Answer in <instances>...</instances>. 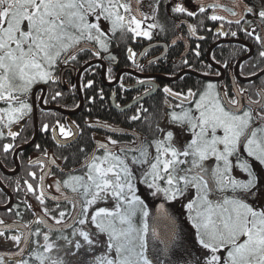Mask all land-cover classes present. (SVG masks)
<instances>
[{"label":"snow or ice","instance_id":"6c2138e0","mask_svg":"<svg viewBox=\"0 0 264 264\" xmlns=\"http://www.w3.org/2000/svg\"><path fill=\"white\" fill-rule=\"evenodd\" d=\"M242 2L233 0L234 6ZM156 3L157 0H0V126L9 128L8 134L15 138L10 126L31 112L27 99L32 87L54 81L58 65L75 60V53L90 45L96 46L91 51L97 57L107 53L105 37L109 33L151 39V29L156 25H144L149 19L155 20ZM142 5L150 11H143ZM170 7L174 14L194 15L183 0H170ZM220 7L219 2L205 5L199 0L200 12ZM225 11L237 15L232 8ZM244 11L253 13L254 8L245 4ZM255 11L264 22V0ZM209 18L224 19L216 14ZM260 26L264 30V23ZM255 39L264 43V37L258 35ZM128 53V58L133 59L135 53L130 48ZM86 87H92V83ZM164 92L180 96L167 87ZM196 95L189 90L184 101L194 106L170 114L173 124L191 133L189 141L180 143L173 131L164 129L161 132L166 134L149 144L138 138L121 145L108 137L85 156L80 169L70 170L62 183L57 182L56 191L71 204V219L79 227H74L72 240L58 237L66 242L64 246L49 242L50 236L44 234V251L35 254L39 264H71L64 257L78 253L77 264H189L190 234L177 226L163 203L150 225L145 203L149 196H163L169 202L188 199V221L195 243L202 250L194 264H264V206L256 203L264 199V192L259 174L247 159L252 158L264 169V104L251 101L244 108L239 99L217 92L213 84L198 99ZM251 104H259L261 111L254 114ZM131 119L138 120L139 116ZM48 127L45 124L43 130L48 131ZM57 129L65 140L75 135L71 126L66 128L57 122L52 128L54 137ZM11 147L4 145V150ZM208 161H213L214 166ZM234 168L246 173L247 180L235 178ZM76 171L82 174H74ZM30 175L35 177V173ZM43 180L42 175L41 184ZM141 184L146 188L142 193L138 187ZM64 189L72 195L65 194ZM192 189L195 199L188 197ZM28 190L34 192L31 184ZM44 196L43 189L36 196L41 205ZM44 215L49 216L47 209ZM66 215V211H59L58 217H53L55 224H63ZM3 223L0 221V225ZM27 227L18 225L17 230L23 233ZM10 228L0 230V237H5V230ZM48 228L50 232L54 230L52 225ZM33 235L39 236V230ZM6 239L21 243V235ZM99 249L103 250L100 255L88 258ZM0 264H6L2 256Z\"/></svg>","mask_w":264,"mask_h":264},{"label":"flooded vegetation","instance_id":"af4514ba","mask_svg":"<svg viewBox=\"0 0 264 264\" xmlns=\"http://www.w3.org/2000/svg\"><path fill=\"white\" fill-rule=\"evenodd\" d=\"M216 2L221 4L220 8H206L205 12H200L199 0H183V3L194 12L193 16H187L172 13L170 0H157L155 4L157 9L155 20L149 19L144 25V27H147V24L156 25V27L151 29V39L143 36L133 37L130 33L124 35H121L120 32H117L115 35L109 33L105 37L108 42L107 53L101 52L100 56L97 57L91 51L96 46L90 45L89 48L75 53V60L69 59L67 63L58 65L54 74L56 77L54 81L38 83L32 87L31 95L27 99V102L31 105V112L18 123H13L10 126V130L16 133V139H24L22 144L16 145L11 143V140L14 138L8 134L9 128L0 126V133H2L0 135V159L6 168L5 171H2L0 166V173L5 175L4 178L8 179L9 184L11 183L10 181H14L17 178L19 172L22 170V166L20 169V165L22 164L30 165L32 171L37 168L40 171V177L45 175L48 166V176L45 178L44 184H41L40 177L37 184V195H39L42 189L45 192V202L43 205L40 204L36 197L28 200L30 192H26V195H23V192L14 188L13 185L10 186L13 188V192L8 188V190H5L0 187L7 197L5 201L2 200L0 202V221L4 222L3 225H0V230L5 229V226H11L10 229L5 230V237H0V246L5 245L7 247L8 245L9 247L8 249H0V252L6 253L0 254V256L4 257L6 264H19L23 260L28 261V264H39V261L35 259V254L44 251L41 247L44 243V234L47 233L50 236L49 242H55L58 245L64 246L66 242L58 239V237L66 236L69 240H72L74 227H79L78 224L70 222L73 214L71 204L63 200L59 202L63 196L61 192L56 191L57 182L62 183L67 177V173L74 169L64 168L63 163H65V158L60 156L59 147H70L78 138V126L72 118L76 113L73 115L65 114V112H73L75 110L67 106L62 107L57 103L52 104L53 101L48 98L53 93H59L58 90L65 92L76 86L75 80L78 76L81 86L87 85L92 79L90 73H88L92 66L96 64L102 65V76L104 67H106V80L103 77V84L112 89L111 103L120 113L132 110L131 113L133 114L135 108L138 109V106L145 105L146 100L154 97L159 91H164L166 87L171 89L173 93L180 94L179 97L167 94L162 97L164 100V118L159 124L157 136H146L138 130L136 125L131 127L110 122H99L103 132H100L96 136V144L106 142L108 137L116 139L121 145L131 144L138 138H142L145 144H149L157 138H162L165 132H161V129L166 126L165 123L170 119V114L173 112L179 113L181 108L189 109L194 106L192 103L184 101V97L187 96L189 90L196 93V98L198 99L200 93L209 84H213L217 92H227L230 98L236 97L239 99L244 108H248L251 101H259L260 104H264V56L261 55V52H264V43L255 39L258 35L264 37V30L260 26L264 22L260 21L258 12L255 11V9H259L262 0H243L240 6H234L233 0H203L205 5ZM245 4L253 7L254 12L248 13L244 11ZM141 7L143 11H150L145 5ZM226 8H232V11L237 15H231L230 12L225 11ZM212 14L223 16L224 19L213 21L209 18ZM237 19L240 20V23L235 22ZM191 29H195V32L191 31ZM233 32L236 33L235 36L232 35ZM249 32L252 35H248L247 33ZM129 48L135 53L133 59L128 58ZM202 49H208L206 61H195V58L202 59ZM220 49L228 50L227 56H222L221 59L216 56V53L220 54ZM230 51L236 53L237 59L235 61L233 58L227 61ZM209 55L213 62L210 61ZM112 56L115 57L114 60L110 59ZM133 60L136 63H133ZM240 60L241 62L237 68L236 66ZM122 61L126 62L127 65H124ZM78 64L80 66L76 71L75 66ZM169 64L179 69L176 75H170L168 72L166 73L161 69H157L161 65L165 66ZM109 69H119L116 72L117 75L112 80L107 79V74L109 76L111 73ZM153 69H157L158 71L153 72ZM202 69L204 70L202 71ZM126 74L131 75L132 78L129 77L130 79H128ZM187 74H191L197 78L198 81L194 83L195 86L176 88V83H179ZM140 81H143V83H140ZM69 84L71 85L69 86ZM238 92L241 95L237 96ZM117 94L120 100H118ZM55 98H57V95ZM79 98L81 102L82 98L80 96ZM82 103L84 104V95ZM251 107L254 110V114L261 111L259 104H251ZM43 111L50 113L59 112L64 115L65 120L62 121L59 118L53 126L59 122L67 128L69 126L72 127L74 123L77 128V134L65 140L58 134L57 129L58 139L62 140L63 143L58 142L53 136V126L51 127L53 123H47L49 126L48 131H44L43 126L40 129V115ZM102 125H107L108 127H103ZM113 128L119 129V131L113 132ZM176 128L179 129L177 126ZM40 132L42 134H49L52 140L51 147L43 145L44 143L40 142ZM27 136L30 139L27 140ZM174 136L177 139V135L174 134ZM180 138L177 140L180 143H185L190 140L191 133L187 132L181 135ZM4 145H12V147L8 151H5ZM152 151H154V148ZM247 159L253 168H259V171L255 168L254 170L259 174V182L263 188L262 192H264V169L252 158ZM17 160L18 164L16 163ZM208 163L214 166L213 161H208ZM75 169H80V167ZM79 174L82 173L78 172ZM232 175L239 180L246 181L248 178L247 174L238 168L233 169ZM138 187L141 193L146 191L144 185L141 184ZM64 192L69 196L72 195L67 189H64ZM51 195L56 199H51ZM195 195V189L190 190L188 193V197H191V199H195ZM141 198L143 199L144 197L141 196ZM185 199L183 198L181 201H185ZM25 201H28L27 205ZM181 201L179 205V200L169 202L163 196L159 198L147 197L145 203L148 205L150 213L149 224L153 223L157 205L164 203L169 215L176 221L179 228L182 229L180 218L186 219L187 224L191 225L188 221V214L184 216L181 212L183 204ZM258 201L260 204L257 205L264 206V199ZM17 202L21 203L17 205ZM45 209H47L49 216L44 215ZM61 210L66 211L68 215L65 216L63 224L57 225L53 217H58V213ZM6 213L12 217L9 218ZM13 213L15 216H13ZM41 220L46 221V223H37V221ZM18 225H28V227L24 228L23 233H21L17 230ZM48 225H52L54 230L50 232ZM37 230H39L40 235H33ZM12 235H21V243L19 245L14 241L6 239V237ZM27 235L28 241L25 251L22 254H18L24 244V237ZM61 255L63 254L61 253ZM91 255H89V259ZM78 256L79 253L77 256H65L64 258L70 261L71 264H77ZM45 264H48V262L45 261Z\"/></svg>","mask_w":264,"mask_h":264},{"label":"trees","instance_id":"16d2710c","mask_svg":"<svg viewBox=\"0 0 264 264\" xmlns=\"http://www.w3.org/2000/svg\"><path fill=\"white\" fill-rule=\"evenodd\" d=\"M178 50V49H176ZM218 51V50H217ZM208 49H202L201 56L202 59L195 58V61H202L207 59L208 55ZM220 54L216 53V56L221 59L222 56H227L228 50L227 49H220ZM229 58H227V61L233 60L235 61L237 59L236 53H233L230 51ZM192 60V59H191ZM223 60V59H222ZM124 65H127L126 62L122 61ZM184 68V67H183ZM102 65H94L92 66L88 73H90L91 76V83L92 87H86V85H83V95H84V104L81 108V110L73 115V119L75 120L77 126H78V138L75 140V142L70 147H59L60 149V156L65 158V163H63L65 169H72L77 168L81 166V161L85 158V156L92 152L96 146V136L100 132H103V130L100 128L99 122H110L112 124H122L126 126H133L136 125L138 130L140 132H143L146 136H157L156 134L159 131V124L161 123L162 119L164 118V100L163 96L165 95V92L163 90L159 91L158 94H156L154 97L146 100L145 105L138 106V109L135 108V112L132 114V110H129L126 113H120L117 111V109L114 108V106L111 103V95H112V89L108 86H105L103 84V76H102ZM163 72H168V74H174L176 75L179 71L178 68H174L172 64L169 65H161L159 68ZM157 69H153V72L158 71ZM111 72L110 77H115L117 75L116 72L119 71V69H110ZM204 69H202L203 71ZM160 71V70H159ZM160 71V72H162ZM127 75V74H126ZM128 79L132 78L131 75H127ZM130 77V78H129ZM198 81L197 78H195L191 74H187L183 77V79L176 83V88H189L194 87V83ZM60 96L56 93H53L48 99H51L53 102L52 104L57 103L58 105L62 107H68L71 109H78L81 106L79 94L77 91V87L74 86L73 88L64 91L58 90ZM57 95V98H55ZM55 99H54V98ZM118 98V94H117ZM118 100H120L118 98ZM138 110V111H137ZM146 110V111H145ZM138 112V113H137ZM139 116L138 120H132V116ZM41 118V124H39L40 129H42V126H44L47 123L52 124L51 127L54 125L55 121L57 119L59 120H65L64 115L61 113H50L43 111L40 115ZM49 124V125H50ZM50 127V128H51ZM30 139L29 136H27V140ZM40 142H42L43 145L50 146L52 144V140L49 137L48 133H41L39 134ZM43 147V146H42ZM51 147V146H50ZM84 149V152H81L80 149ZM64 161V160H63ZM13 163V162H12ZM13 166V164H12ZM22 166V170L19 172L17 178L13 181H10L9 184L8 179L4 178L5 175L0 173V177L4 185L13 192V188L10 186L13 185L14 188L20 190L23 192V195H26V192L29 193L28 185L31 184L33 186V189L35 190L37 188V184L39 182L40 177V171L36 168L33 169V171L30 169V165L28 164H22L20 165V169ZM77 171L74 174H78ZM30 173H35V177L33 175H30ZM28 200L30 198H34L37 196H33L32 192L29 193ZM6 194L2 191L0 188V202L2 200H6ZM28 202V201H27ZM21 202H17V205H19ZM1 214V213H0ZM7 216L10 218L12 217L8 213H6ZM13 216L15 214L13 213Z\"/></svg>","mask_w":264,"mask_h":264},{"label":"rangeland","instance_id":"374dc122","mask_svg":"<svg viewBox=\"0 0 264 264\" xmlns=\"http://www.w3.org/2000/svg\"><path fill=\"white\" fill-rule=\"evenodd\" d=\"M79 66H80V64H78V65H76L75 66V70L77 71L78 70V68H79ZM107 79L108 80H112L113 78H109L108 77V74H107ZM75 83H76V80H75ZM71 84H69V86H70ZM68 86V87H69ZM166 126H164V130H171V131H173L174 132V134H176L177 135V139L179 140V139H181L180 137H181V135H183V134H186L187 132L186 131H184V130H182V129H178V128H176V125H174V124H172V122H171V120L169 119L166 123ZM166 131H165V134H166ZM97 138V137H96ZM255 168V167H254ZM256 170H258L259 171V168L258 167H256L255 168ZM263 174H264V172H263ZM78 175V174H77ZM67 178V177H66ZM65 178V179H66ZM262 190H263V188H262ZM183 198H181V200H182ZM190 199H191V197H190ZM27 200V199H26ZM181 200H179V205H180V201ZM261 200V199H260ZM188 202V199H185V201L183 200V202H181V203H183L182 204V206H181V212H182V214L185 216V214H188L187 213V209H186V204L185 203H187ZM256 203L257 204H260V202L257 200L256 201ZM25 204L27 205V201H25ZM174 207H175V204H174ZM174 211V210H173ZM177 212H179V210H177ZM176 213V212H175ZM177 214V213H176ZM35 221H36V219H34ZM180 220H181V222H182V229L184 230V232L185 233H188V234H190V244H189V247H190V250H191V256H189V258L188 259H190V260H188L189 261V264H194V261L196 260V258L198 257V256H200L201 255V249L199 248V246L196 244V243H194V241H195V239H194V230L193 229H191V225H188L187 223V220L186 219H181L180 218ZM8 249L9 247H8V245H7V247L5 246V245H2V246H0V249ZM102 249H99V250H97V252L96 253H94V254H92V255H100L101 253H102ZM92 255H91V257H90V259L92 258Z\"/></svg>","mask_w":264,"mask_h":264},{"label":"water","instance_id":"95a60500","mask_svg":"<svg viewBox=\"0 0 264 264\" xmlns=\"http://www.w3.org/2000/svg\"><path fill=\"white\" fill-rule=\"evenodd\" d=\"M209 54H210V52H209ZM209 59H210V61H212L210 55H209ZM212 62H213V61H212ZM240 62H241V60L238 62L237 66H236L237 68H238ZM104 65H105V64H104ZM103 77H104V79L106 80V67H104ZM118 78H119V77H118ZM76 82H77V88H78L79 95H80V97L82 98V99H81V106H80L77 110H75V111H73V112H65V114H68V115H73V114L77 113L78 111H80V109H81V107H82V104H83V103H82V101H83V95H82V91H81V89H80L79 76H78ZM136 102H139V101H136ZM136 102H135V103H136ZM114 104H115V103H114ZM75 134H77V130H76V129H75ZM55 138H56V140H58V142L63 143L62 140L58 139V136H57V135L55 136ZM15 159H16V156H15ZM16 163L18 164V162H16ZM0 166H1V165H0ZM1 168H2V167H1ZM2 169L4 170V168H2ZM47 171H48V166H47V170L45 171L43 184H44V182H45V178H46ZM13 173H14V172H13ZM13 173H11V174H13ZM0 186L3 187V189L7 190V189L3 186V184L1 183V181H0ZM160 204H161V203H159V204L157 205L156 210H157V208L159 207ZM163 204H164V203H163ZM164 207H165V204H164ZM165 209H166V207H165ZM156 215H157V211H156V213H155V217H156ZM70 222H74V221L71 220ZM4 228H5V227H4ZM26 237H27V241H28V235H27ZM26 245H27V242H25V237H24V244H23L22 248L20 249V251L18 252V254H22V253L25 251ZM0 254L3 255V254H6V253H4V252H0Z\"/></svg>","mask_w":264,"mask_h":264},{"label":"bare ground","instance_id":"6f19581e","mask_svg":"<svg viewBox=\"0 0 264 264\" xmlns=\"http://www.w3.org/2000/svg\"><path fill=\"white\" fill-rule=\"evenodd\" d=\"M77 110V109H76ZM79 112V111H78ZM24 142V139H16V137L14 138V139H12L11 140V143H13V144H16V145H18V144H22ZM17 162H18V160H17ZM0 165H1V167L2 168H4V170L2 169V171H5L6 170V168L3 166V163H2V160L0 159ZM48 176V174H46V177ZM0 181H1V183L3 184V186L7 189V187L4 185V183L2 182V180H1V178H0ZM1 187V186H0ZM44 187V186H43ZM3 188V187H2ZM8 190V189H7ZM32 194H33V196H36V194H37V188L34 190V192H32ZM53 198H55L54 196H52L51 195V199H53ZM56 199V198H55ZM62 200L64 201V199H63V197H61V200H59V202H62Z\"/></svg>","mask_w":264,"mask_h":264}]
</instances>
